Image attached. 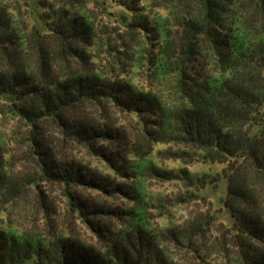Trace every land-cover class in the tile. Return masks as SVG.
<instances>
[{"label": "trees", "instance_id": "trees-1", "mask_svg": "<svg viewBox=\"0 0 264 264\" xmlns=\"http://www.w3.org/2000/svg\"><path fill=\"white\" fill-rule=\"evenodd\" d=\"M104 1L99 0L102 14ZM116 1L133 16L122 32L98 24L84 0L32 4L34 25L20 7L0 0V118L20 125L24 160L36 168L26 182L10 172L12 156L0 136V210L8 196L24 198L33 186L38 205L49 214L51 202L38 185L42 180L63 185L81 215L89 212L87 205L70 190L110 191L81 160L57 148L54 127L64 140L85 146L112 167L128 162L125 169L135 177L154 144L174 143L224 165L223 205L234 219L230 232L237 247L230 264H264V0H152L151 6L166 10L163 18H151L139 0ZM39 6L47 12H38ZM140 36L162 89L138 87L100 64L102 50L116 51L113 37L130 49ZM127 58L130 69L144 63ZM114 64H123L121 56ZM106 103L136 117L134 141L115 123L99 126L86 110L107 112ZM100 140L113 143L115 154L98 147ZM185 153L174 156L182 159ZM137 216L118 233L90 222L103 246L79 243L68 231L44 235L0 220V264H177Z\"/></svg>", "mask_w": 264, "mask_h": 264}, {"label": "rangeland", "instance_id": "rangeland-1", "mask_svg": "<svg viewBox=\"0 0 264 264\" xmlns=\"http://www.w3.org/2000/svg\"><path fill=\"white\" fill-rule=\"evenodd\" d=\"M44 1L51 5L57 2V0H9V3L20 7L23 18L30 25H34L33 18L29 17L28 8L32 4ZM84 1L87 2L88 8L94 10L97 23L107 25L113 32H122L126 28V23L133 19L132 14L116 0L104 1L105 14L101 12L99 0ZM151 3L152 0H139L138 5L150 11L151 18L166 16L164 7H154ZM38 12L47 11L39 6ZM13 13L16 15V11ZM138 39L139 45L128 49L117 37H113L111 44L116 51L110 55L106 50H102L100 56L103 61L100 64L107 70L115 69L121 77L129 79L138 87L149 88L153 85L162 89V81L153 76L152 69L145 59L148 48L145 38L140 36ZM131 55L137 56L144 63L140 67L134 66L130 69L127 57ZM116 56H121L123 60L121 66L114 64ZM129 69L130 72H127ZM105 106L107 112L96 111L90 107L86 110L94 114L99 126L115 123L129 140L134 141L138 134L136 117L122 112L112 103H106ZM58 131L55 127L52 130L55 139L59 140L57 148L81 160L99 179L105 180L106 188L110 191L85 186L70 190L73 196L80 197L87 205L89 212L82 210L84 215H81L71 204L63 185L42 180L38 185L40 191L48 196L51 202L49 214H45L38 205L32 186L24 198L14 200L8 196L9 203L4 205V211L0 210L3 225L6 226L8 223L14 229L44 235L51 231H68L79 243L103 246V241L92 230L90 222L106 224L112 233H118L129 228L139 214L148 234L155 238L156 246H166V253L177 264H195L203 259L219 264H230L234 261L237 247L230 232L234 219L223 205L227 187L226 180L221 176L223 164L205 161L201 151L195 149L184 148L174 143H156L151 153L139 161L141 168L135 177L129 175L130 171L125 169L128 162L120 161L112 167L106 159L85 146L64 140ZM22 132L18 123L0 118L3 148L12 156L9 162L10 172L19 177L23 176L26 182L28 177L35 174L36 168L31 159L24 160L20 143ZM97 146L109 147L111 155L116 152L113 143L100 140ZM122 151L123 149H119L120 154H123ZM181 151L187 152L182 159L174 156ZM128 158L133 160L134 157L130 155ZM133 163L135 161L130 162ZM204 180L209 183L200 187ZM116 187H121L127 194L118 189H111ZM73 202L76 204V201Z\"/></svg>", "mask_w": 264, "mask_h": 264}]
</instances>
